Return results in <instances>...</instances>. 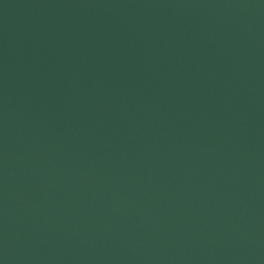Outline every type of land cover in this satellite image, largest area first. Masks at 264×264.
<instances>
[{"label":"water","instance_id":"obj_1","mask_svg":"<svg viewBox=\"0 0 264 264\" xmlns=\"http://www.w3.org/2000/svg\"><path fill=\"white\" fill-rule=\"evenodd\" d=\"M0 264H264V0H0Z\"/></svg>","mask_w":264,"mask_h":264}]
</instances>
